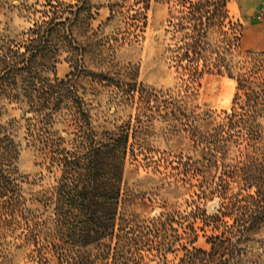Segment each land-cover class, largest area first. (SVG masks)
<instances>
[{
    "label": "trees",
    "instance_id": "1",
    "mask_svg": "<svg viewBox=\"0 0 264 264\" xmlns=\"http://www.w3.org/2000/svg\"><path fill=\"white\" fill-rule=\"evenodd\" d=\"M104 1L110 20L125 0ZM149 1L134 0L142 9ZM173 1L179 7L169 12L165 32L171 42L162 53L191 79L215 70L235 82L231 106L218 120L190 108L188 94L152 91L147 97L137 90L140 101L162 96L161 118L171 132L186 133L197 158H181L180 170L198 180L196 197L221 200L212 214L194 204L200 229L211 232L209 248L192 245L198 237L194 224L179 234L173 213L138 222L121 210L128 130L98 132L79 91L85 80L114 81L86 64L99 44L89 20L102 4L18 0L19 13L31 23L17 34L0 27V116L8 104L20 110L27 145L57 176L55 184L23 197L14 165L19 144L10 131L18 121L0 122V215L8 227L33 220L27 239L38 264H137L142 250L166 264L165 252L175 244L183 254L172 264H240L264 226V52L240 50L241 25L229 17V0ZM63 54L71 70L63 78L50 77ZM213 170L219 175L213 177Z\"/></svg>",
    "mask_w": 264,
    "mask_h": 264
},
{
    "label": "rangeland",
    "instance_id": "2",
    "mask_svg": "<svg viewBox=\"0 0 264 264\" xmlns=\"http://www.w3.org/2000/svg\"><path fill=\"white\" fill-rule=\"evenodd\" d=\"M33 1L29 0V3ZM97 2L102 5L93 8L89 23L93 30L98 29L99 44L95 52L86 56V64L96 72L108 74L114 81L93 85L85 80L79 84V91L98 132L114 130V126L128 130L123 180L125 201L121 210L138 222L160 213H173V226L178 233H182L184 226L194 224L198 237L192 245L207 250L206 237L211 232L207 227L200 229L202 223L193 214L194 204L199 203L207 214H212L221 200L212 195L196 197L198 180L193 175H182L180 170L181 158H197L194 154L191 156L193 148L186 133L171 132L161 118L162 96L157 100L144 98L140 101L138 92L142 90L147 97L152 91L182 97L188 94L186 100L190 108L209 111L218 120L222 110L231 106L235 82L215 70H203L191 79L175 69L169 54L162 53V47L171 42V33L165 29L170 30L167 27L170 10L175 13L179 7L175 1L150 0L147 8L142 9L134 0H125L110 20H107L109 9L105 1ZM0 3L3 6L0 8V27H7L11 34H17L30 26L31 19L19 13L18 0H0ZM227 10L231 20L241 25L240 50L264 52V0H229ZM70 70L63 54L49 76L63 78ZM13 117L18 122L10 131L19 144L14 165L22 195L30 198L42 188L55 184L57 175L48 173L41 157L27 145L21 112L14 104H8L0 122L9 123ZM211 174L218 176L219 170H213ZM1 219L2 214L0 264H38L33 243L27 239L28 225L33 227V220L29 218L26 224L22 219L19 224L8 227ZM224 219L230 222L227 217ZM38 243H41L40 239ZM182 254L180 245H173L165 252L166 264L177 263ZM141 255L137 264H163L161 256L145 250ZM240 264H264V226L248 244Z\"/></svg>",
    "mask_w": 264,
    "mask_h": 264
}]
</instances>
